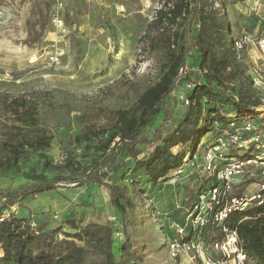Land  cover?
<instances>
[{"label":"rangeland","instance_id":"rangeland-1","mask_svg":"<svg viewBox=\"0 0 264 264\" xmlns=\"http://www.w3.org/2000/svg\"><path fill=\"white\" fill-rule=\"evenodd\" d=\"M158 7V0H65L64 8L57 11L54 0H0V164H9L0 174L2 187L24 188L30 183L76 176L95 163L107 145L112 148L118 132L113 113L131 108L136 96L158 79L153 63L136 62L137 39ZM220 10L234 49L225 50L219 42L207 45L211 48L210 62H228L227 68L214 72L206 66L201 70L200 54L191 50L187 79L182 75L173 93L167 132L188 111L187 80L232 91L242 79L264 98V65L258 54V44L264 40V0H223ZM56 14L65 30L61 38L52 23ZM57 48L62 55L53 63L50 55ZM21 101L26 102L25 107L19 106ZM252 122L261 129L264 145V112ZM217 131L200 140L195 159L197 155L201 158ZM42 141H47L46 147ZM253 147L248 143L229 154L255 156ZM190 149L179 147L173 152L188 153ZM195 159L190 164L186 161L181 173L162 185L149 183L142 171H133V165L104 180L132 192L133 206L126 220L132 263L173 264L168 252L175 237L172 224L182 222L199 190L206 193L213 184L201 172V160ZM255 175L251 169L235 178L232 195L253 192ZM69 209L77 218L80 210L86 219L96 221L107 222L117 215L104 188L83 185L29 197L10 209L0 205V220L15 216L34 226L37 216L60 219ZM114 227L113 250L120 258L124 237L119 224ZM220 228L209 223L200 231L198 238L206 249L223 238ZM64 231L75 233L67 226ZM76 244L84 248V243ZM206 254L218 264H233L208 249L202 257L182 255L180 264H204Z\"/></svg>","mask_w":264,"mask_h":264},{"label":"trees","instance_id":"trees-1","mask_svg":"<svg viewBox=\"0 0 264 264\" xmlns=\"http://www.w3.org/2000/svg\"><path fill=\"white\" fill-rule=\"evenodd\" d=\"M222 2L158 0L159 7L137 39L136 55L138 64L150 61L156 66L158 79L136 96L131 108L113 113L118 128L114 137L116 141L111 140L112 148L107 145L88 169L76 176L30 183L24 188L0 185V205L7 209L20 206L29 197L67 186L104 188L108 204L120 218L119 230L124 237L120 247L122 256L117 258L113 250L114 224L86 219L84 211L77 218L74 210L69 209L60 219L37 216L34 226L26 219L15 216L1 219L0 264H135L131 262V242L126 224L128 212L133 206L132 192L125 186L107 184L104 180L133 165V171H142L152 185L166 184L186 161L187 164L194 161L201 139L217 128L215 138L221 135L228 128L231 118L252 122L264 112L260 97L242 79L236 81L232 91L211 84L197 85L187 80L188 111L173 130L166 131L171 119L173 93L181 76L187 79L186 66L191 50L199 52L201 70L206 66L212 67L214 72L227 68L228 62H210L211 48L207 45L210 41L219 42L225 50L234 49L228 25L220 10ZM166 101L169 105L165 104ZM19 106L25 107L26 102L21 101ZM256 127L262 136L259 126ZM42 144L46 147L47 141H42ZM187 146H191L188 153L173 152L175 148ZM187 154L189 156L185 159ZM249 156L251 154L246 157ZM197 159L201 160L200 156L197 155ZM197 159L195 162H198ZM8 165L0 164V174L8 170ZM201 192L202 189L199 194ZM64 226L75 233L69 235ZM224 227L236 232L247 264H264V207L234 213L226 219ZM76 242L84 243V248Z\"/></svg>","mask_w":264,"mask_h":264},{"label":"built area","instance_id":"built-area-1","mask_svg":"<svg viewBox=\"0 0 264 264\" xmlns=\"http://www.w3.org/2000/svg\"><path fill=\"white\" fill-rule=\"evenodd\" d=\"M54 1L57 11L64 8L65 0ZM52 23L61 38L65 30L58 14L52 17ZM258 54L260 62L264 65V40L258 44ZM61 55L62 50L57 48L50 55V61L57 62ZM260 100L264 103V98L261 97ZM185 103L188 104V101L185 100ZM243 136L248 139H243ZM261 137L253 122L231 118L228 128L205 145L201 156V172L207 179H211L213 184L206 193L201 192L198 195L182 222L172 224L175 237L168 244V252L173 264H180V259L185 254L202 257L207 249L223 260L233 261V264H247L246 254L240 247L236 232L225 228L224 222L234 213H243L252 207H264V145ZM248 143L254 145L253 150L257 155L240 157L229 154L231 149L244 148ZM251 169L255 170L256 189L251 193L232 195L233 180L248 174ZM180 173L179 169L171 177ZM53 218L57 217L53 216ZM108 220L114 225L118 224L116 215ZM209 223L221 227L223 238L211 242L206 249L198 237L200 231ZM206 255L207 257L203 259L204 264H218L213 257Z\"/></svg>","mask_w":264,"mask_h":264},{"label":"crops","instance_id":"crops-1","mask_svg":"<svg viewBox=\"0 0 264 264\" xmlns=\"http://www.w3.org/2000/svg\"><path fill=\"white\" fill-rule=\"evenodd\" d=\"M76 212H77V211H76ZM81 212H83V211L78 210V213H81Z\"/></svg>","mask_w":264,"mask_h":264}]
</instances>
